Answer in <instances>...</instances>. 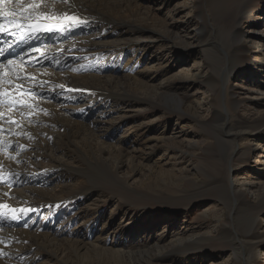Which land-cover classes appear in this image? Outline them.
Masks as SVG:
<instances>
[{
  "label": "rangeland",
  "instance_id": "1",
  "mask_svg": "<svg viewBox=\"0 0 264 264\" xmlns=\"http://www.w3.org/2000/svg\"><path fill=\"white\" fill-rule=\"evenodd\" d=\"M149 3V16L154 14L155 18L159 17L156 18L158 20L149 18L152 22L146 21L149 16H143L144 8L138 7L137 10L134 7L137 6L136 3L132 4L133 10L136 9L132 11L135 15L129 12L121 13V18H116L118 22L112 19L107 23L95 9L88 14L90 18L87 22L94 23L93 27H89L91 34L102 33L103 37L98 40L111 46L116 44L118 50L124 53L122 65L128 67V70L111 69L102 75L119 77L120 83L105 86V96L102 99L100 96L97 98V103L104 104L99 119L101 128L107 135L103 139L91 132V139L93 144L95 143L94 146L104 145V157L108 153V147L111 149L110 153L116 157L119 146L125 157H119L123 164H120L117 180L112 178L104 167L90 166L85 171L86 167L82 166V159L76 153H69L71 157L64 154L55 155L63 162L57 166L60 178L55 182L58 183L53 181L50 185L39 186L55 189L56 197L69 195L71 188L77 189L74 192L76 197L60 203L61 214L54 220V227L56 226L57 230H66L58 236V240H79L78 242L95 243L104 248L118 245L117 247L126 253H140L157 246L170 252L164 256L167 264H242L230 242L218 237L224 226L234 233L247 224L254 214L252 216L260 219L257 232L262 236L260 242L252 248L254 253L251 259L245 264H264V205L255 212H231L233 207L228 188L231 182L228 180L229 175L227 176L228 165H220L216 160V157L224 159L226 151L232 150L236 142L245 147L243 152L235 154L232 162L234 168L230 175L235 179V183L249 184L246 185L244 196L254 202L255 193L250 182L264 181V69L258 66L260 53H264L261 48L264 45V0H249L248 13L239 25L238 19L232 15L221 21L216 20V23H213L216 24L215 32L212 29L209 34L204 32L199 3L195 0H157L154 4ZM138 12H141V15L138 16ZM154 21L157 26H152ZM206 25L210 27L209 23ZM240 41H244L245 49L239 48L240 52L228 63L226 55ZM133 58L141 62L137 70L131 69L134 64L130 60ZM111 62L112 60L107 58L104 64L110 67ZM193 65L200 66L202 77L198 79H206L209 74H213L222 81L220 72L225 67H228L227 75L224 74L227 77H224L223 83L214 92L200 82L189 85L183 81L175 82V75L191 70ZM39 69V72H43L45 66ZM137 71L138 80L128 79V76ZM124 76L126 77L122 81ZM74 88L77 92L88 90L85 86ZM212 93L213 101L209 102V94ZM9 94H14L10 87ZM85 94V103L92 102L93 97L87 92ZM53 113L52 109L50 114ZM76 120L87 128L93 127L91 117ZM231 128L242 129L244 133L235 141L226 132ZM252 133L257 134L254 140L257 137L261 140L260 143H255L256 141L249 138ZM83 138L80 136L78 139V145L82 143L80 147L85 146ZM197 140L199 146L192 150L191 146ZM210 142L218 143L217 154L207 147ZM51 144L46 146L50 149ZM224 145L230 147L227 146V150L223 151ZM47 147L43 149H48ZM130 151H141L133 166L126 159V153ZM87 157L88 160L92 159L89 153ZM196 166L206 168L209 177L211 176L209 179L216 178V181L213 185L211 183L209 190L204 191L201 196L194 197L192 195L198 193L196 185L205 177ZM48 170L54 171L51 168ZM161 172L181 176L182 179L174 181L181 183V186H173L167 181L171 176L167 175V178L160 174ZM147 173L153 176V180L148 179ZM171 178L174 180V177ZM56 184L62 187L58 189ZM20 189L21 187L17 188ZM226 194H230L229 197ZM39 219L44 220L46 217L42 215ZM70 231L76 233L71 235ZM236 233L239 239L244 238L240 231ZM202 234L209 235L204 242L188 240L182 246H172L178 243L175 242L176 238L187 239ZM39 250L34 251L39 257L33 264H63L55 257L47 256L44 249ZM94 253L90 255L82 252L83 256L80 258L68 254L65 257L68 256L71 264H116L119 261L109 254Z\"/></svg>",
  "mask_w": 264,
  "mask_h": 264
},
{
  "label": "bare ground",
  "instance_id": "2",
  "mask_svg": "<svg viewBox=\"0 0 264 264\" xmlns=\"http://www.w3.org/2000/svg\"><path fill=\"white\" fill-rule=\"evenodd\" d=\"M141 1L144 2L142 3ZM156 1L157 0H126L124 2L123 0H12L11 3L6 5V7L10 12L16 10L17 15H0V39L6 45L8 43L11 45L16 41L17 36H20L28 30L29 27L26 26L31 22L50 23L52 25V28L47 34L40 36L31 35V37L27 38V40L22 43L23 45H17L15 48L17 55L0 64V204L8 205L7 209L0 208V264H33L37 260V257H39L34 251H40L39 249H44L47 251V256L55 257L63 264H71L68 261V256L65 257V255H75L80 258L83 256L81 254L82 252L83 254L88 253L90 255L93 252H95L94 254L100 252V255L102 253H104V255L109 254L113 259L115 258L119 260L116 264H167L164 256L170 252L164 251L165 249L162 248H157V246L140 253H126L121 251V249H119L120 247H117L118 245L116 247L104 248L101 247V245L87 241V243H82L78 242L79 240H58V236L62 235L66 230H57V227H54V220L61 214L59 211L60 203L66 199L76 197L77 194L74 192H76L77 189L71 188V191L69 190L71 192L69 195L67 194V196L61 195L56 197L54 196L55 189L49 188L48 186H39L40 184H43L44 186L50 185V183L53 181L55 182L60 178V175L57 174V166L63 162L56 158L55 155L64 154V156L71 157L72 155H68L69 153H76L78 157L82 159V166L86 167L85 171L90 166L93 168L104 167L112 178L119 179L118 171L120 164H123L119 157H125V155L122 154L123 151L120 149L121 147L119 146L120 148H117L116 157L110 153L111 149L109 150V147L108 150L106 148L108 153H106V157H104L103 155L106 152L103 149L104 145L94 146L95 143L93 144L91 134L96 133L98 137H103V139L106 138L107 134L103 128H101L102 123L99 119L102 116V106L104 104L101 102L97 103L98 101L96 100L99 96L101 99L105 96L107 91L105 90V86L120 83L118 82L120 80L119 77H106L107 75H102L111 69L113 71H116L119 68L128 70V67L122 65L124 53L119 51L120 49L118 50L117 46H115L116 44L111 46L98 40L103 37L101 36L102 33L91 34L92 30H90L89 27H93L94 23L87 22L90 18L88 17V14H90L89 12L91 10L95 9L97 13L101 14L102 19L106 22L112 19L113 21H117L116 18L120 19L121 13L129 12L130 14L135 15L132 11H135L136 9L133 10L134 8L132 7V4L136 3L137 6L134 7H136L137 10L138 7H142V9L144 8L145 12L143 10V16H149L151 12V8L148 6L150 4L149 2L154 4ZM195 1L199 3L198 5L200 7V15L202 19L201 23L204 25V32H206V34H209L213 30L215 32L216 24L213 25V23H216V20L221 21L229 15L236 17L235 19H238L237 25H239V22H241V20L247 15L249 8V0ZM32 3H38L39 7L35 9L29 8L28 6ZM4 7L5 5H0V12L4 10ZM23 8H28V11L21 15L20 9ZM139 14L141 15V12H138L137 15L139 16ZM153 15L149 16L146 21L159 18H155ZM37 17H39V19ZM48 17L51 18L49 19ZM68 17H74L76 19L73 21L68 19ZM155 21L152 26L155 24ZM207 23H209L211 28L206 25ZM162 24L165 25V23ZM153 28L151 27V29ZM208 37L210 38V36ZM209 42H211L210 39ZM236 44V47L226 55V61L228 63H230L236 57L238 52H240L239 48L245 49L244 41H240ZM261 48H263L264 51V45H262ZM260 57L261 59H259L260 63L258 66H262L264 69V53H260ZM107 58L112 60V65L110 64L112 67L104 64ZM9 61H12V63L9 64ZM130 61L134 64L131 69L137 70L141 62L135 58ZM41 66H45L43 72H39V67ZM199 67V65H193L191 70L180 74L178 73L179 75H175L174 77L177 80L175 82L179 83L183 81V83L186 82L188 85L194 82H200L201 84L207 85L208 90L211 88L212 92H214L220 87V84L223 83L222 81L224 77H227L228 67L227 69L225 67V69H221L220 72L222 81L217 79L213 74H209L206 79H198V77H202V73L199 72ZM125 77L126 76L122 78V81ZM128 79H133L134 81L138 80V71L133 73L132 76H128ZM122 81L121 84H123ZM74 86L87 87L88 90H86V92L93 97V100H91L92 102L85 103L86 92H77L78 90H76ZM9 87L14 94H9ZM246 93L248 92L246 91ZM209 95L210 100H208L209 102H212L214 97L213 93ZM52 109L54 110V113L50 114ZM75 117L79 120H85L91 117L93 120V127L90 129L83 124H78ZM60 132H62V134ZM226 132L229 133L228 136L236 141L237 138L244 133V130L239 128L232 130L231 128ZM255 135L257 134L252 133L249 135V138L254 142L256 141L255 143H260L261 140L259 141L257 137L256 140H254ZM80 136H83V139H85H81L85 144L84 147L82 145L83 148L79 146L82 144L81 142L78 145V139ZM97 139L98 138H96V140ZM48 143H52L50 149L48 148ZM198 146L199 141L197 140L191 146L193 147L192 150ZM217 146V142H210L207 145L212 153H216ZM227 146L224 145L223 151L227 150ZM44 147H47L48 149H43ZM244 148V146L236 142L232 150L226 151L223 156L224 159L221 160L220 157H216V160L217 162L219 161L220 165L225 163L228 165V170L226 169L227 176L229 175L228 180L231 181L229 182L230 184L228 188L231 192V207H233L230 210L236 214L245 211L255 212L258 208H262L264 205V181H258L255 183L250 182L255 193L254 202H250L244 196L245 188H247L246 185L249 184H246V182L235 183V179L230 175L231 170L234 168L232 162H234L233 158L236 157L235 154L237 155L243 152ZM132 151L126 153V159L129 160L131 166L134 165L139 159V154H141V151ZM88 153L92 156V159L90 158V160H88L87 157ZM48 168H51L54 171H49ZM196 168L202 173V175H205V177L196 185L198 193L192 195L194 197L201 196L204 191L209 190V185H211V183L213 185L216 181V178L209 179L211 176L209 177V171L205 170L206 168L203 169L198 166H196ZM134 169L132 170L133 172H135ZM78 172L81 171L78 170ZM149 172L152 174L151 171ZM46 173H49L50 175H47ZM150 174H148V179L153 180V176ZM160 174H163L166 177L167 175L174 177V180L171 177H169L170 180L165 179L169 183L171 182L175 187L181 186V183H174L178 178L182 179L181 176L178 177L170 175V173L166 174L165 172H161ZM149 183L151 182L149 181ZM153 183L158 184L156 181H153ZM59 184H56L58 189L62 187V185L59 186ZM35 185L38 187H35ZM18 187H21V189L17 190ZM169 187L171 186H168V188ZM78 192H80V189H78ZM228 195L226 194V196ZM219 198L220 197H218V199ZM12 209L16 210L15 213L11 211ZM40 209H42V213H40ZM14 215L16 217L15 219L13 218ZM36 215L38 216L36 217ZM42 215H44L46 219L40 220L39 217ZM252 215L247 224L244 226L242 225L241 229L234 231L235 235L232 233L233 230L231 232L227 226H224L218 237L221 240L230 242L235 253L239 255L242 264L247 263V261L251 259L254 253L252 248L260 242L259 239L262 236L257 232L260 219ZM30 218L33 219L31 220ZM238 231L244 236L242 240L236 236V232ZM74 232L70 231L69 234L72 235ZM89 235H91V231H89ZM207 238H209V235L203 234L194 235L187 239L176 238L175 242L178 243L174 242L175 244L172 246H175L176 244L182 246L185 244L184 242L188 240L189 242H204ZM211 239H213V237H211ZM246 248H249V250Z\"/></svg>",
  "mask_w": 264,
  "mask_h": 264
},
{
  "label": "snow or ice",
  "instance_id": "3",
  "mask_svg": "<svg viewBox=\"0 0 264 264\" xmlns=\"http://www.w3.org/2000/svg\"><path fill=\"white\" fill-rule=\"evenodd\" d=\"M11 2H12V0H0V5H5L4 10L2 12H0V15H4V16H15V15H17L16 10H13V11L10 12V11H8V9L6 7V5L9 4V3H11ZM28 7L29 8H32V9H35V8H38L39 7V4L38 3H32ZM26 11H28V8L20 9V14L22 15ZM37 18L39 19V17H37ZM48 18L50 19L51 17H48ZM68 19H71V20L75 21L76 18H74V17H68ZM58 23H59V21H58ZM11 63H12V61H9V64H11ZM0 208L7 209L8 208V205H6V204H0ZM11 211L13 213H15L16 210L15 209H12ZM13 218L14 219L16 218L15 215L13 216Z\"/></svg>",
  "mask_w": 264,
  "mask_h": 264
}]
</instances>
